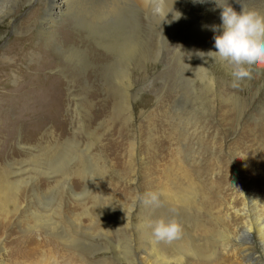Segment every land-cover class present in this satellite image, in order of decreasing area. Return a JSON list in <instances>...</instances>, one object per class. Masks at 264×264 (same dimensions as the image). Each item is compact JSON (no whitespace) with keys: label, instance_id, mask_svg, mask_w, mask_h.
Instances as JSON below:
<instances>
[{"label":"rangeland","instance_id":"374dc122","mask_svg":"<svg viewBox=\"0 0 264 264\" xmlns=\"http://www.w3.org/2000/svg\"><path fill=\"white\" fill-rule=\"evenodd\" d=\"M47 1L0 20V252L30 254L6 264H264V68L233 87L208 55L224 5L264 15V0H216L192 24L203 0L162 21L72 0L64 46L41 39ZM161 217L180 239L154 241Z\"/></svg>","mask_w":264,"mask_h":264},{"label":"clouds","instance_id":"9594fccd","mask_svg":"<svg viewBox=\"0 0 264 264\" xmlns=\"http://www.w3.org/2000/svg\"><path fill=\"white\" fill-rule=\"evenodd\" d=\"M175 0H143L145 8L154 16L165 20L171 12L173 19H179L181 14L174 11ZM222 21L219 26H212L213 31L221 30L220 35L214 37L217 51H209L208 55L215 59L226 61L232 67V86L239 87L240 83L250 79L252 69L264 68V15L242 7L237 12L231 6L224 5L220 14ZM151 195L154 206H160L159 196ZM152 237L157 243L171 244L181 238L182 225L174 218L163 217L149 222Z\"/></svg>","mask_w":264,"mask_h":264},{"label":"bare ground","instance_id":"6f19581e","mask_svg":"<svg viewBox=\"0 0 264 264\" xmlns=\"http://www.w3.org/2000/svg\"><path fill=\"white\" fill-rule=\"evenodd\" d=\"M12 1H16V0H0V20H2L3 16H5V14H7L6 12H7V10H9V5L13 3ZM27 1H30V0H27ZM131 1L141 3L142 8H143V13L145 14V16L147 18H149L151 16V13L145 8V6L143 4V0H131ZM47 2H48V4H47L48 9H47V11L45 9L44 17L41 20V24L39 25V29L42 30V31H40L41 32V39L49 41L50 43L53 42L55 45H57V44H60L61 46L67 45L69 43V41L66 40V36H63V33L65 32V31H63V27H64L65 23L70 24L71 21L69 20V22H68V19L66 17L63 18V16L67 15V11L69 10V8H71L70 5L72 3V0H48ZM184 2L185 1H183V4H184ZM170 3H171V0H169V6H170ZM179 3H180V0H175L173 7H175V6L177 7V5ZM183 4L180 5V9L178 11L181 10ZM215 4H216V0H203L202 2H200L201 7L195 8V11L192 13L193 14L192 15V22L190 21V24L193 23V20L196 22L197 20H200L203 18L205 19V17L208 14L207 12L210 9H212L215 6ZM55 20L57 22H55V24H54ZM208 22H210V21L208 20ZM50 25H52L51 29H50ZM53 27H54V29H53ZM57 33H61L62 36L59 34L57 39H55L54 34H57ZM68 35L70 37V34H68ZM45 67H46V64L44 62H42V64H40L39 68H37V72L40 73ZM25 76H30V75L25 74ZM131 84L132 83H130V85ZM7 198H8V189L4 186L3 180L0 177V201H4ZM262 240L264 241V238ZM10 244H12L11 245L12 251L5 250L6 248H4V246L2 245L3 252H0V264H6L5 257L9 258V260H8L9 262H14V261L19 260L20 258H23L22 256H24V254H26L25 257L30 256V254H28V251L25 250V241L24 240H14V241H11ZM262 244H264V242ZM6 261H7V259H6Z\"/></svg>","mask_w":264,"mask_h":264}]
</instances>
